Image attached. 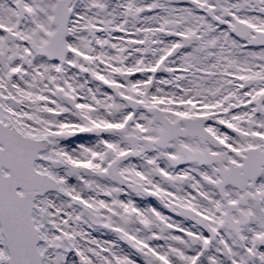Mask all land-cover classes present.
<instances>
[{
    "label": "snow or ice",
    "instance_id": "obj_1",
    "mask_svg": "<svg viewBox=\"0 0 264 264\" xmlns=\"http://www.w3.org/2000/svg\"><path fill=\"white\" fill-rule=\"evenodd\" d=\"M0 264H264V0H0Z\"/></svg>",
    "mask_w": 264,
    "mask_h": 264
}]
</instances>
